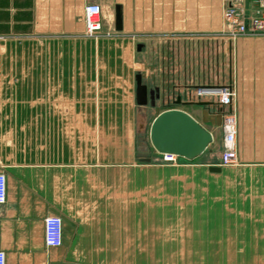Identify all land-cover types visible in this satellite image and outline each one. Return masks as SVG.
<instances>
[{
  "label": "crops",
  "instance_id": "obj_1",
  "mask_svg": "<svg viewBox=\"0 0 264 264\" xmlns=\"http://www.w3.org/2000/svg\"><path fill=\"white\" fill-rule=\"evenodd\" d=\"M88 2L102 7L95 35L83 20ZM223 29L222 0H0L6 264H264V189L253 193L251 205L220 207L223 237L214 255L213 175L132 172L137 157H149L144 108H101V101L135 98L137 72L149 89L159 88L162 102L229 83L236 91L237 156L264 149V78L242 72L253 64L231 71L208 57L211 46L227 54L235 43L247 54L257 39L230 42ZM14 47L29 61L5 62ZM186 51L189 74L181 78ZM177 107L195 118L190 108L198 105ZM200 108L214 126L220 106ZM143 145L145 153L137 152ZM50 214L62 219L55 248L43 242Z\"/></svg>",
  "mask_w": 264,
  "mask_h": 264
},
{
  "label": "rangeland",
  "instance_id": "obj_2",
  "mask_svg": "<svg viewBox=\"0 0 264 264\" xmlns=\"http://www.w3.org/2000/svg\"><path fill=\"white\" fill-rule=\"evenodd\" d=\"M243 37H252L257 39L253 44V46L255 47L252 50H249L251 52L244 54L243 51L241 52V50H238L237 43H235L234 49L232 47L229 53L227 52V54L219 53L216 55V52H214V49L211 46L210 49H208V57H210L211 62L213 64L216 61V59L222 61V63L225 65V68H227V70L231 68V71H235L236 67H241L243 63L253 64L254 67L252 69L247 67L244 68L245 66L244 67L242 66V68H244L242 69V72H245L247 74L246 76L249 80L250 79L256 80L258 79V77L260 79L264 78V68H263L264 35H252V36H243ZM222 39H224V37ZM236 40L237 39H235V42ZM16 49L18 48L16 47L13 48L14 50L13 54L5 55V59H4L5 62L12 61L14 64L17 65L20 62L22 63L29 61V53L19 54L17 53ZM183 57H182V61L184 63L185 71H180V74H181V78L184 75L186 78V76L189 74V71L187 69L190 68V58L187 51ZM197 57L198 59H200V52H198ZM258 64H260V67L257 66ZM102 97L109 98L113 96L102 94ZM183 97L185 100H188L186 99V94H183ZM235 98H236V91L233 96V103ZM173 107H177V105L175 104V100L170 99L169 102H162L161 98L159 100H156L153 106H151L149 103L143 106L144 108L143 116L146 121L145 133L143 132V135L145 134V137L148 138L147 154L150 157V161L138 162V163L134 162L132 172L148 173V174H176V173L212 174L213 175V207H214V230H213L214 255L220 254L221 252L220 244L223 237L222 236L223 230L219 228L220 207L227 205L228 208L230 209L231 207H234L237 204L251 205L253 201L252 198L253 193L261 189H264V165H259L264 163V149H261L260 151L248 150L247 151L248 155L245 159L237 156V162L234 165L221 166L219 162V154L222 151V133L220 128L221 124L219 123L220 120L222 123V116L218 115V120L215 122V125L213 126L211 122H207V121L205 122L199 112V109H201L200 107L205 108L207 106L198 105V108L195 109L194 107H192L190 108V111L195 116V118H197L200 122H202L201 124H204L207 128L214 131L215 136L212 142L206 147V149L199 156L193 159L188 160L181 158L179 156H173L171 158H168L165 155L156 152V150L151 145L148 133L152 119L160 111L166 108H173ZM101 108L102 109H112V108L136 109L138 108V106L135 102V98L130 97L125 101H101ZM214 110L215 108L213 106L209 108V111L211 113L214 112ZM235 110L236 109H234V112ZM258 134H260V136L263 137L262 131L260 133L255 134V136L258 137ZM136 150L137 152H143V153H145L146 151L144 145L142 148L139 147ZM211 163L220 166L221 170L219 172L209 171L206 164H211ZM227 232L230 234L231 231H227Z\"/></svg>",
  "mask_w": 264,
  "mask_h": 264
},
{
  "label": "built area",
  "instance_id": "obj_3",
  "mask_svg": "<svg viewBox=\"0 0 264 264\" xmlns=\"http://www.w3.org/2000/svg\"><path fill=\"white\" fill-rule=\"evenodd\" d=\"M83 20L88 35H95L102 28V7L97 2L84 6ZM221 36L233 42L243 36L264 35V0H222ZM233 86L229 83H211L194 87L186 101H212L220 106L222 123V151L219 154L221 166L237 162L236 115L232 107ZM178 97V96H177ZM173 97L172 100H176ZM168 101V100H167ZM185 101V100H182ZM168 158L174 155H166ZM6 200V176L0 171V203ZM43 242L48 248L59 247L62 243V219L58 214H50L43 219ZM0 264H6V256L0 251Z\"/></svg>",
  "mask_w": 264,
  "mask_h": 264
},
{
  "label": "water",
  "instance_id": "obj_4",
  "mask_svg": "<svg viewBox=\"0 0 264 264\" xmlns=\"http://www.w3.org/2000/svg\"><path fill=\"white\" fill-rule=\"evenodd\" d=\"M115 11L114 28H122L120 7ZM158 87L148 88L143 82L140 72L135 74V102L138 106H151L160 99ZM196 104L201 106L214 105L212 101H182L180 96L175 100L176 105ZM151 145L160 154L179 156L184 159H193L199 156L212 142L213 135L199 121L185 110L173 107L160 111L151 121L149 127ZM136 162H149L150 157H137ZM208 170L219 172L220 166L210 165Z\"/></svg>",
  "mask_w": 264,
  "mask_h": 264
},
{
  "label": "flooded vegetation",
  "instance_id": "obj_5",
  "mask_svg": "<svg viewBox=\"0 0 264 264\" xmlns=\"http://www.w3.org/2000/svg\"><path fill=\"white\" fill-rule=\"evenodd\" d=\"M165 102H169V100L168 101H165Z\"/></svg>",
  "mask_w": 264,
  "mask_h": 264
},
{
  "label": "trees",
  "instance_id": "obj_6",
  "mask_svg": "<svg viewBox=\"0 0 264 264\" xmlns=\"http://www.w3.org/2000/svg\"><path fill=\"white\" fill-rule=\"evenodd\" d=\"M182 158V157H181Z\"/></svg>",
  "mask_w": 264,
  "mask_h": 264
}]
</instances>
